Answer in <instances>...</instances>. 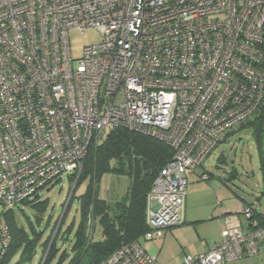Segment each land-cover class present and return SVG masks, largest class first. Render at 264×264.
I'll return each mask as SVG.
<instances>
[{"label":"built area","instance_id":"obj_1","mask_svg":"<svg viewBox=\"0 0 264 264\" xmlns=\"http://www.w3.org/2000/svg\"><path fill=\"white\" fill-rule=\"evenodd\" d=\"M91 29L101 42L73 60L68 34ZM263 110L264 0H0V211L76 182L119 128L172 151L146 199L143 241L160 240L183 223L189 177ZM232 218L181 264L257 257L264 226L248 207ZM10 243L1 226L0 264ZM101 264L155 261L134 242Z\"/></svg>","mask_w":264,"mask_h":264},{"label":"trees","instance_id":"obj_2","mask_svg":"<svg viewBox=\"0 0 264 264\" xmlns=\"http://www.w3.org/2000/svg\"><path fill=\"white\" fill-rule=\"evenodd\" d=\"M244 128L253 129L255 148L261 157L264 141V110L239 127V129ZM171 159L172 151L154 139L119 128L107 132L101 142L90 149L83 171L74 185L70 202L76 189L86 183L84 193L77 198L79 224L73 234L71 253L63 251L58 257V264H101L115 250L134 242L144 250L142 243H149L143 241V235L148 231L145 224L147 195L157 173ZM218 161L222 162L223 156ZM261 171L263 184L261 197L264 198L263 164H261ZM108 174L127 176L130 179L125 196L113 205H109L98 196L100 180ZM203 174L206 178L208 177V180L209 175ZM75 179V176L71 177V182H75ZM243 202L241 206L248 207L252 212V218L264 226V212H258L251 204ZM23 207L31 209L32 220L24 213ZM47 208L48 200L38 195L32 201L22 202L16 209L0 211V227L6 226L11 236L8 252L3 258L4 263H8L17 253L20 254V262L31 261L51 221L49 217L44 229H39ZM16 211H21V215L25 217L26 227L15 216ZM64 216L65 211L54 221L49 235L41 244L43 251L49 247L45 263L58 254L59 250L56 248L58 237L67 241L73 232L72 227L67 226L61 233ZM96 227L99 228L100 239L98 240H94L93 237Z\"/></svg>","mask_w":264,"mask_h":264},{"label":"rangeland","instance_id":"obj_3","mask_svg":"<svg viewBox=\"0 0 264 264\" xmlns=\"http://www.w3.org/2000/svg\"><path fill=\"white\" fill-rule=\"evenodd\" d=\"M70 55L73 60L79 59L85 47L95 45L101 42V36L97 30L91 29L81 34L79 31H72L68 34ZM236 126L234 131L229 134L227 139L220 143L213 152L204 161L198 171L191 175L188 179L185 204L187 214H199L210 211L211 205L216 203V200H221L222 197H228V194H234L233 198L237 197L249 204L260 212L264 210V198L261 197L263 189L261 164L264 165V141L261 157L257 154L255 148V140L253 138V129H239ZM223 156V161L219 163V158ZM204 171L209 175V179H201V172ZM200 173V174H199ZM193 176V177H192ZM74 182H71V177L64 176L59 183L53 185L50 189L42 192L41 198L48 200V208L44 215L43 221L39 229L43 230L46 220L50 217L49 226L44 231V237L35 249L34 255L29 262H20V254L17 253L7 264H42L44 258L46 260L49 247L43 251L42 243L49 235L51 227L56 219L60 217L65 210L64 226L61 233L67 226L72 227V234L67 241L61 240L59 236L56 241L58 254L45 264H58L59 255L65 251L70 254V249L73 241V234L79 224V204L78 197L84 193L86 183L81 184L74 192L71 202L69 201L71 193L73 194ZM130 185V179L127 176H118L113 174L104 175L99 184L98 196L101 200L106 201L109 205L121 200L125 196ZM240 200V201H241ZM70 202V203H69ZM69 204V206H68ZM20 209V208H19ZM24 213L32 220V211L29 207H23ZM193 211L191 212V210ZM241 209V207L239 208ZM239 209L234 214L239 213ZM15 216L23 225L25 217L21 215V211H16ZM239 219L242 215L238 216ZM208 225L202 223L199 231H204ZM197 231L191 230L185 236L190 240L196 236ZM99 228L94 230V240L100 239ZM56 234V233H55ZM192 235V237H191ZM144 247V243H142ZM146 248L151 244L146 243ZM150 249V248H149ZM256 257L244 259L241 262H255ZM165 253H162L158 258L157 264H181L180 258H175L173 262ZM238 263V264H242ZM66 264V263H62Z\"/></svg>","mask_w":264,"mask_h":264},{"label":"crops","instance_id":"obj_4","mask_svg":"<svg viewBox=\"0 0 264 264\" xmlns=\"http://www.w3.org/2000/svg\"><path fill=\"white\" fill-rule=\"evenodd\" d=\"M197 171L198 169L195 173ZM203 173L205 172L202 171L201 174L199 173L201 179L206 177ZM233 196L234 194H228V197L224 196L220 201L216 200V203L211 205V209L207 213L187 214V208L185 206L183 209V223L166 230L163 238L160 240L150 242V249L146 248V243H144V250L153 256L155 264H157L156 262L162 253L168 255L171 259L170 262H173L175 258L182 260L183 255L194 256L207 252L214 244L221 240L222 233L231 221L230 219H233L234 213L244 204L241 199L237 197L233 198ZM260 212H264V210ZM202 223H206L208 227L206 229L204 228V231H199L198 228L201 227ZM191 230H198V233L188 240L185 234ZM254 260L256 261L252 263L234 261L226 264H264V242L259 244V254Z\"/></svg>","mask_w":264,"mask_h":264},{"label":"clouds","instance_id":"obj_5","mask_svg":"<svg viewBox=\"0 0 264 264\" xmlns=\"http://www.w3.org/2000/svg\"><path fill=\"white\" fill-rule=\"evenodd\" d=\"M75 183H76V182H75ZM75 183H74V185H75ZM74 185H73V186H74ZM72 192H73V191H72ZM70 196H72V193H71V195H70ZM70 198H71V197H70ZM69 201H70V199H69ZM64 211H65V210H64Z\"/></svg>","mask_w":264,"mask_h":264}]
</instances>
